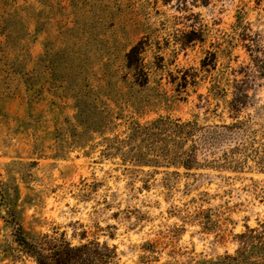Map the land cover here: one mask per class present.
<instances>
[{
	"label": "rangeland",
	"instance_id": "374dc122",
	"mask_svg": "<svg viewBox=\"0 0 264 264\" xmlns=\"http://www.w3.org/2000/svg\"><path fill=\"white\" fill-rule=\"evenodd\" d=\"M0 264H264V0H0Z\"/></svg>",
	"mask_w": 264,
	"mask_h": 264
},
{
	"label": "trees",
	"instance_id": "16d2710c",
	"mask_svg": "<svg viewBox=\"0 0 264 264\" xmlns=\"http://www.w3.org/2000/svg\"><path fill=\"white\" fill-rule=\"evenodd\" d=\"M132 51L136 52L137 49L134 48ZM154 125L156 126V129L159 131H161L160 130L161 128L169 131L163 135L164 137H168L169 135H171V138L176 137L178 139H187L186 138L187 135L193 132L195 123H191V122L180 123V122H170L166 120H159V121H156ZM186 160H189V159H186ZM185 162H184V165L186 164Z\"/></svg>",
	"mask_w": 264,
	"mask_h": 264
}]
</instances>
